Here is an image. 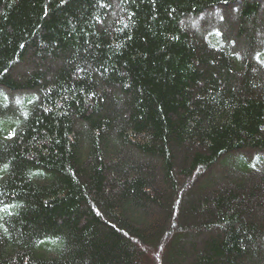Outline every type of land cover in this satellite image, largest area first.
<instances>
[{
	"label": "trees",
	"instance_id": "1",
	"mask_svg": "<svg viewBox=\"0 0 264 264\" xmlns=\"http://www.w3.org/2000/svg\"><path fill=\"white\" fill-rule=\"evenodd\" d=\"M0 264H264V0H0Z\"/></svg>",
	"mask_w": 264,
	"mask_h": 264
},
{
	"label": "rangeland",
	"instance_id": "2",
	"mask_svg": "<svg viewBox=\"0 0 264 264\" xmlns=\"http://www.w3.org/2000/svg\"><path fill=\"white\" fill-rule=\"evenodd\" d=\"M212 16H210V18H211ZM211 19H213V18H211Z\"/></svg>",
	"mask_w": 264,
	"mask_h": 264
}]
</instances>
